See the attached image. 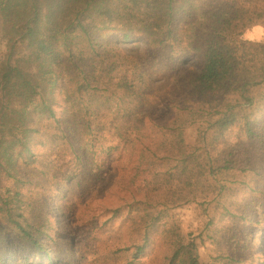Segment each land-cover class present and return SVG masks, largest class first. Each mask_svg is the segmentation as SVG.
Segmentation results:
<instances>
[{"label":"trees","instance_id":"1","mask_svg":"<svg viewBox=\"0 0 264 264\" xmlns=\"http://www.w3.org/2000/svg\"><path fill=\"white\" fill-rule=\"evenodd\" d=\"M257 25L264 0H0V264H61V241L82 264H205L206 241L239 264L264 231Z\"/></svg>","mask_w":264,"mask_h":264},{"label":"rangeland","instance_id":"2","mask_svg":"<svg viewBox=\"0 0 264 264\" xmlns=\"http://www.w3.org/2000/svg\"><path fill=\"white\" fill-rule=\"evenodd\" d=\"M108 37L110 40L117 42V34H108ZM243 38L248 39L250 41L264 40V27L262 25H257L254 28L249 29L244 34ZM138 45V52H140V48H142L140 44L133 43L131 44V47H137ZM181 57L182 55L179 54L173 57V59L177 60L181 59ZM187 60V66H190L191 64L193 66L198 63L194 57L189 56ZM260 121H264V119H260ZM58 190L59 191L57 193H54V201L52 202L53 205L51 212L55 213L58 211L60 204L63 202V198L67 195V190L64 186H60ZM173 214L175 215L174 218L176 219V221L182 224V228L184 229V231L195 229L196 224L201 219L200 217H198L197 212L193 207L186 206L180 209H176L173 211ZM62 221V218L57 217V223H62ZM260 227L263 228L262 224L260 226L254 225L252 231V236L254 237V239L249 240V242L246 243L245 247H243L242 245H239L237 247L236 251L241 259V262L239 264H264V231H260L259 233H257L260 230ZM244 232L242 228L240 232H238L241 239L245 238ZM154 235L155 234H153V236ZM65 237L67 236H63L62 238ZM75 241L78 242L74 239L73 243ZM78 244L81 245L82 243L78 242ZM64 245L65 243L61 241L57 245L51 247V250L49 251V258L56 259L61 264H79L80 261L82 264V262H84V260L86 259V252L79 253L78 248L80 246H75L72 249L67 250L64 248ZM231 249L232 248H230V250ZM216 254L217 251L215 246L212 245L209 241H206L203 244L198 243V256L201 262L205 264H210L211 262H213V259L215 258ZM25 256H27V254L25 253V249L17 246L9 253L8 258H5L4 261L6 264H52L50 261L47 260V257L44 254H41L39 256H37L36 254L28 255L29 259L25 258ZM91 258L92 257H89V259Z\"/></svg>","mask_w":264,"mask_h":264}]
</instances>
